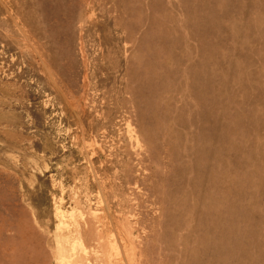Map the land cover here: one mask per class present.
<instances>
[{
  "label": "rangeland",
  "instance_id": "rangeland-1",
  "mask_svg": "<svg viewBox=\"0 0 264 264\" xmlns=\"http://www.w3.org/2000/svg\"><path fill=\"white\" fill-rule=\"evenodd\" d=\"M0 264H264V0H0Z\"/></svg>",
  "mask_w": 264,
  "mask_h": 264
}]
</instances>
